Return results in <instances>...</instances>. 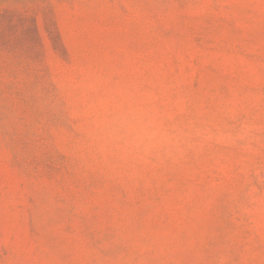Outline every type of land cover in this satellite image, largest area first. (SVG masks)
<instances>
[{
	"label": "rangeland",
	"instance_id": "rangeland-1",
	"mask_svg": "<svg viewBox=\"0 0 264 264\" xmlns=\"http://www.w3.org/2000/svg\"><path fill=\"white\" fill-rule=\"evenodd\" d=\"M0 264H264V0H0Z\"/></svg>",
	"mask_w": 264,
	"mask_h": 264
}]
</instances>
